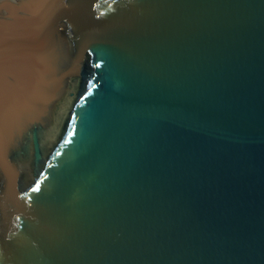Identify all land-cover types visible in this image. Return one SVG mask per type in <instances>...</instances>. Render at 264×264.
Returning <instances> with one entry per match:
<instances>
[{
	"label": "water",
	"instance_id": "obj_1",
	"mask_svg": "<svg viewBox=\"0 0 264 264\" xmlns=\"http://www.w3.org/2000/svg\"><path fill=\"white\" fill-rule=\"evenodd\" d=\"M0 264H264V0H0Z\"/></svg>",
	"mask_w": 264,
	"mask_h": 264
}]
</instances>
